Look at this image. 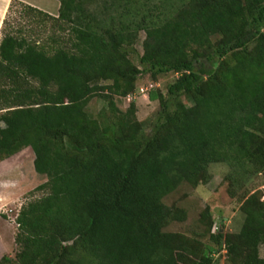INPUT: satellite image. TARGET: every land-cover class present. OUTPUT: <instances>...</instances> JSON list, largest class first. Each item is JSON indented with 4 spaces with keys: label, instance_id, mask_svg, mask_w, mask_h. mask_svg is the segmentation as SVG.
Masks as SVG:
<instances>
[{
    "label": "trees",
    "instance_id": "obj_1",
    "mask_svg": "<svg viewBox=\"0 0 264 264\" xmlns=\"http://www.w3.org/2000/svg\"><path fill=\"white\" fill-rule=\"evenodd\" d=\"M148 1L123 0L104 25L88 0H59L55 16L20 2L67 38L47 51L3 34L0 161L30 148L46 177L44 195L16 214V264H219L222 250L228 264H264V201L254 194L235 233L211 232L205 208L210 243L163 231L185 212L162 201L182 183H205L213 163L232 179L264 176V0H165L156 19ZM141 30L139 68L127 49ZM143 73L177 74L164 94H148L159 104L150 135L133 102L123 112L113 103ZM98 94L110 112L92 117Z\"/></svg>",
    "mask_w": 264,
    "mask_h": 264
},
{
    "label": "rangeland",
    "instance_id": "obj_2",
    "mask_svg": "<svg viewBox=\"0 0 264 264\" xmlns=\"http://www.w3.org/2000/svg\"><path fill=\"white\" fill-rule=\"evenodd\" d=\"M20 2L10 0L5 7L4 4H0V40L4 33L11 32L18 37L35 41L49 51L67 38V31L59 29L52 19L25 10ZM122 2L123 0H88L87 8L97 21L104 25L109 23L105 21L109 20V16L118 21L119 6ZM147 5L152 9L153 19L162 17L160 10L165 11L168 8L165 0H149ZM3 20H5L4 24H2ZM144 37V32L139 31L134 43L127 49L128 57L139 68H141L139 57L143 53ZM176 77L177 74L168 73L158 75L154 79L149 73H143L136 80L133 91L124 97L113 96V103L123 112L128 108L129 103L133 102L136 119L143 124L146 133L150 135L152 130L150 121L155 117L159 104L157 100H150L148 94L151 90H158L164 94L167 85ZM182 100L185 105H190L185 98ZM108 102L109 99L98 94L90 99L86 110L92 117H97L101 112L109 113ZM32 158L34 159L33 152L27 148L23 154H15L4 161L5 174L0 167V257L9 256L13 260L10 264H16L15 254L19 249L14 239L18 228L15 221L16 214L23 204L44 195V190L38 189L37 186L46 182V177L33 171ZM208 172L209 178L205 183L196 187L182 183L162 198L167 206L185 212L184 219L170 221L163 231L179 232L187 237L210 243L204 234L205 224L201 220V214L205 212L206 207L210 210L213 222L211 232H214L216 227H222L223 232L235 233L240 229L244 219L242 202L251 194L264 201V176L261 173L247 171L242 174L238 171L239 176L232 179L231 170L225 163L209 165ZM259 254L264 258V244L260 245ZM219 255V264H228L225 252L221 251Z\"/></svg>",
    "mask_w": 264,
    "mask_h": 264
},
{
    "label": "crops",
    "instance_id": "obj_3",
    "mask_svg": "<svg viewBox=\"0 0 264 264\" xmlns=\"http://www.w3.org/2000/svg\"><path fill=\"white\" fill-rule=\"evenodd\" d=\"M10 0H0V4H4V7H5V4L8 5L7 2H9ZM27 5H30L34 8H37L39 10H42L52 16H55L57 15V11H58V7H59V0H19ZM54 3V5H53ZM27 148L19 151L18 153L16 154H23L24 151H26ZM13 156V155H12ZM11 158V157H9ZM9 158L7 159H4L3 161H0V167H1V170L3 172V174H5V166L4 165V161H7ZM33 159V158H32ZM4 167V168H2ZM32 168H33V160H32ZM33 171H34V168H33ZM5 181V180H4Z\"/></svg>",
    "mask_w": 264,
    "mask_h": 264
},
{
    "label": "built area",
    "instance_id": "obj_4",
    "mask_svg": "<svg viewBox=\"0 0 264 264\" xmlns=\"http://www.w3.org/2000/svg\"><path fill=\"white\" fill-rule=\"evenodd\" d=\"M223 251V253L225 252V250H222Z\"/></svg>",
    "mask_w": 264,
    "mask_h": 264
}]
</instances>
